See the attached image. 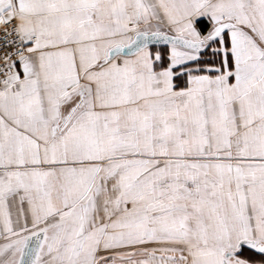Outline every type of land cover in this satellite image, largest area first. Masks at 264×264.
I'll return each instance as SVG.
<instances>
[{
  "label": "snow or ice",
  "instance_id": "6c2138e0",
  "mask_svg": "<svg viewBox=\"0 0 264 264\" xmlns=\"http://www.w3.org/2000/svg\"><path fill=\"white\" fill-rule=\"evenodd\" d=\"M0 264H264V0H0Z\"/></svg>",
  "mask_w": 264,
  "mask_h": 264
}]
</instances>
